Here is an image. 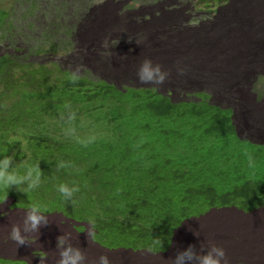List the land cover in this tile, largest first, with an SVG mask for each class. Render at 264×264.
Wrapping results in <instances>:
<instances>
[{
  "label": "clouds",
  "instance_id": "1",
  "mask_svg": "<svg viewBox=\"0 0 264 264\" xmlns=\"http://www.w3.org/2000/svg\"><path fill=\"white\" fill-rule=\"evenodd\" d=\"M94 1L88 0L86 3L90 6ZM228 1L231 7L238 5H234L233 0H196L194 9L201 10V16L205 14L208 18L213 11L221 9L217 5H227ZM237 1H250L249 5L254 8L252 14L245 20L238 23L234 21L230 27H225L218 19L222 11L233 13L227 9V5L214 17L215 22L209 20L210 24L205 28V41L209 40L207 44L212 45L214 50L209 52L199 48L202 52L198 49V61L205 78L196 87L201 89L202 85L208 87L209 91L188 92L184 100L177 102L158 93L155 87L162 85L167 75H172L170 80L174 78L177 64L186 52L184 48L181 51L175 48L176 44L181 43L180 38L166 40L151 36L148 43H159L161 48L155 52L149 48L151 51L145 55L147 60L140 68L137 70L134 65L135 60L142 56L136 54L135 50L142 48L144 40L139 37L135 39L132 31L138 27H152L146 11L154 0H120L124 4L121 11L127 18L132 15L134 22L131 25L128 23V28L127 24L122 23L119 34L107 36L108 48L103 56H99L102 50L92 48L93 55H88L77 71L57 66L58 62L62 65L57 55L66 49L61 42L48 46V41L47 45L41 47V51L45 48V52L37 53L39 57H49L48 60L52 62L30 64L31 67H45V73L42 74L44 84L23 83L22 93L18 95L12 94L13 83L17 80L14 70L23 66L11 56L2 55L13 59L15 64L7 63L1 69L5 76L0 78V121L3 122L1 118L14 110L26 113V116L24 120L17 119L19 131L8 136L0 158V204H7L8 211H19L26 215L20 227L19 224L11 226L6 217L0 214V264H235L227 261L223 248L213 245L214 240L226 237L222 229L216 226V219L209 217L213 212H221L217 218L224 215L229 237H239L247 246L238 257L246 261L237 264H247L256 258L264 261V141L258 142V136L251 138L255 140L242 138L246 135V124L234 120L236 116L243 119L239 114L242 110L228 106L230 92L225 91L227 84L236 85L239 79L250 75L248 70L253 71L260 65L257 59L264 61V27L258 30L260 35L252 30L257 27L253 22L263 21L260 18H264V0ZM253 15L260 17L255 19ZM6 16V10L5 13L0 12V23ZM190 16L191 12L186 15L188 19ZM160 23L162 19H156L155 26ZM97 26L99 24L93 28ZM161 29L154 27L152 34ZM52 32L55 34L53 29ZM229 36L226 47L214 41ZM168 42L174 47L164 52L163 48ZM239 47H251L255 62H226L227 50ZM120 48L125 53L133 51L134 57L125 54L127 66L124 67L123 79L128 83L125 85L122 82L121 87H117L104 77L111 72L107 68L114 67L118 59L115 54ZM175 51L178 52L176 57L173 56ZM171 57L175 58L165 73L159 66L160 61ZM214 58L216 60L212 68L210 63H213ZM228 64L234 69L228 68ZM130 69L138 71L137 77L141 84L137 89L130 87ZM234 72L237 75L231 81L229 76ZM60 81H64V92L67 93L63 98L57 95L62 91ZM194 86L195 83L188 82L181 87L186 90ZM221 97H226L225 107L217 104ZM118 98L134 101L132 113L130 108H118ZM45 107L51 109L52 114ZM168 114L179 116L173 120ZM152 119L159 120L166 127H174L167 136L174 138L178 134L176 142L166 150L169 158L172 159V153H176L178 164L184 163L189 167L192 162L199 169L198 179L206 181L218 173V177L221 176L229 185L213 186L196 182L191 178L194 175L191 172V177L184 179V184L193 185L197 193L192 199H186L179 192L180 181H175L173 177L166 178L161 168L139 170L137 165H125L127 168L122 170V150L129 145L139 144L140 141L135 140L148 135ZM184 137L195 140L196 145L187 144V150L183 152L172 150ZM64 146L66 153L60 151ZM40 147H48L50 151L35 155L33 152ZM79 152H82L83 162L77 165L75 156ZM199 154L204 160L199 159ZM68 163L76 169L75 173L83 169L89 171L90 180L83 192L78 193L79 186L72 183L75 174H66ZM255 174L262 176L260 182L255 180ZM55 187L60 200L73 204L82 202L85 192L97 194L99 190L115 189L117 195L121 196L117 198V205L127 208L123 211V217L133 227L150 217L164 224L166 217L169 220L177 216L182 217V222L177 227L172 224L173 221H167L166 227L161 225L159 228L162 229L160 234L164 229H169L163 252L144 251L142 254L129 247H103L95 240L94 235L97 233L92 231L90 225H81L83 221L78 220L80 223H77L61 213H49L44 201ZM218 187L221 188L220 192ZM236 195H239L238 201H235ZM202 196L207 197L209 205L204 213L200 208ZM219 199H222V204L216 206ZM51 216L58 220V226L55 229L49 226L51 241L40 248V234L48 224V219L54 218ZM192 237H196V241ZM247 238L255 241L253 249L246 243ZM187 240L189 246L185 249ZM205 241V246L201 245L197 251L195 246ZM115 252H118V257H111L110 254Z\"/></svg>",
  "mask_w": 264,
  "mask_h": 264
},
{
  "label": "rangeland",
  "instance_id": "2",
  "mask_svg": "<svg viewBox=\"0 0 264 264\" xmlns=\"http://www.w3.org/2000/svg\"><path fill=\"white\" fill-rule=\"evenodd\" d=\"M87 1L88 0H0V4L4 5L7 14L5 20L0 23V56H11L21 66H27L32 63L40 64L42 62H52V60H48L49 57H39L37 53L38 48L41 49L43 45H47L48 41L50 42L48 46L59 45L60 42L64 44V48L66 50L57 55V59L62 63V65L58 62L57 66L67 70L70 68L73 71H77L84 63L85 58L88 55H93L91 52H94V50H102L99 51V56H103L108 48V42L106 41L107 36H116L119 34V28L122 23L127 24L128 28V23L131 25L134 22V19L131 17L132 15H129L127 18L126 14L121 11V7H123L124 4L120 3V0H95L94 3L90 4V6L86 3ZM195 1L196 0H154V3H151L146 11L147 20L152 27H138V29L136 28L132 31L135 39H138L139 37L143 40H150L152 35L155 37L158 36L157 38L160 39L167 38L166 40H169L170 38L175 40V37L181 39V43L176 44L175 48L180 51L184 48L186 52L185 56L177 64L174 78L170 80L172 75H167L168 80L166 78L162 85H157V87H155L158 93L168 96L175 102L184 100L185 96L188 95V92L193 94L201 92L203 89L209 91L208 87H203L202 85L201 89L196 87L201 82L200 80L205 78L202 73V69L200 68V62L198 61L200 60V57L197 55L198 49L202 48L209 52L214 50L212 45L207 44L210 41L207 39L205 41V28L210 24L209 20L214 23V17L217 16L221 12V9L223 10L227 5V9L233 11L234 13V19L232 16L231 24L236 20V22L245 20L247 16L251 15L247 14L248 12L245 10L247 2H235L233 0L234 5L238 3L237 6L231 7V4H229L230 1H228L227 5H218L221 9L213 11V13L207 18V15L205 14L204 17L201 16V10H197V8L194 9ZM249 7L251 10H254L253 6L251 7L250 5ZM190 12L192 16L188 19L186 15ZM223 12L224 11H222L221 18H225ZM253 18H258V15H253ZM156 19H162V23L155 26ZM260 19H263V21L256 20L253 22L254 26H258L259 23H262L260 26L264 27V18ZM96 24H99V26L93 28ZM154 27H162L163 29L159 30L156 35L152 34ZM88 28L91 30L87 31ZM52 29L55 31V34L52 32ZM51 35L53 37H51ZM256 35H260V33ZM218 41L217 43L221 45L222 42ZM252 41L254 42L253 38ZM246 42H249L248 39H246ZM148 44V42L143 43L141 49ZM173 47L174 44L168 42L163 48L164 52ZM92 48H94V50H91ZM139 49L135 50L136 54ZM250 50L251 47L246 49L241 47L230 48L225 54V60L226 62L241 61L253 63L255 62L253 60L255 56ZM125 54H130L131 58L134 57L133 51L125 53L123 48H120L115 54L118 59H116L114 67H108L107 70L111 72L104 77L108 82L117 87H121L122 82H124L125 85L128 83L127 80L123 79V73L125 72L124 67L127 66V57H125ZM177 54L178 52L175 51L173 56L176 57ZM175 57L162 59L160 61L159 66L163 72L166 73L169 64ZM256 62L260 65H258L253 71L248 70L251 72L250 75L246 76V78L239 79L236 85L231 83H229V85L227 84L225 91L230 92L231 99L227 98L228 106L234 110H243L239 111V114L242 115L243 119H239L238 116L234 117L235 121H243V123L246 124V135L244 134L245 136L243 135L242 138L251 139L254 136H258V142H263L264 61L257 59ZM135 63L136 61L134 64ZM63 65H66V67ZM108 65L109 64H105V66ZM170 66L174 68L173 65ZM230 67L231 65L229 66L228 64V68ZM130 72L132 77L130 87L137 89L141 84L137 77L138 71L130 69ZM236 75L237 74L235 72L231 73L229 76L230 80L232 81ZM166 82H168V84ZM188 82L195 83V86L184 90L185 87L181 86ZM224 93L225 92L221 94ZM225 98L226 97H221L217 104L224 107ZM167 128L169 130L174 129V127ZM259 137L261 139L260 141ZM171 139V137L167 136L166 145L170 143ZM187 144L196 145V141L188 139V137H184L176 145V148L172 150H180L183 152L187 150ZM153 148H155V152L158 153V159H162L164 155L169 158L165 149L156 146H153ZM75 158L77 159V165L82 163V152L77 153ZM178 159L179 157L176 153H172V160L174 164ZM67 165H69V167H67L66 174L72 176L75 174L76 169H73V165H70L69 163ZM228 169H230V164L228 165ZM161 171L166 178L173 177L175 181H180L179 179L181 176H190V173L192 172L194 173L192 178L196 182L200 181L202 183H209L213 186L229 185V183L225 182L221 176L218 177V173H214L212 177L208 180L206 179V181L198 179L200 172L197 167H194V165L188 167L186 164L177 163L170 168L163 165V167H161ZM254 178L257 182H260L262 176L255 174ZM89 180L90 179L87 181ZM67 185L70 187L69 181H67ZM191 187L194 190V186L191 185ZM220 191L221 188L218 187V192ZM120 197V195H117L115 189L109 188L99 190L97 194L93 192H85L82 202L73 204V202L67 203L60 200L57 187H55L51 190L49 198L45 199L44 205L49 208V213H61L77 223H80L78 220L83 221L80 223L81 225H90L92 227V231L97 233V235H94L95 240H97V242L103 247H129L142 254L144 251L153 253L161 250L163 252L165 248L162 247L166 246L165 242L169 235V229H164L163 233L160 234L162 229L159 228L161 225L166 227L167 221H173L172 224H175L178 227V225L182 222V217L172 216L169 220L166 217L164 224L161 223L160 220H153V218L150 217L148 220L143 219L142 223L133 227L128 224V219L123 217V211H126L127 208L117 205V198ZM234 198L235 201H238L239 195H236ZM201 203L200 208L204 213L209 207L206 196L201 197ZM221 204L222 199H219L216 206H221ZM7 207V204H0V214L6 217V220H8L11 226H17L19 224V226L22 227V222L26 214L19 213V211H8ZM119 210L122 212H119ZM219 213L221 212L210 213L209 217L216 219V226L222 229V231L226 234V237H222V240L219 241L214 240L213 245L217 247L220 246L225 250L227 261H232L231 263L235 264L244 263L246 260H240L238 257H240L239 253H242V250L247 249V246L243 243L241 238L228 236L229 230L227 229L226 219L224 218V215H220L217 218L216 215ZM51 217L54 218H47L49 222L40 234L41 245L39 246L42 248H44L47 243L51 241V231L49 226H52L53 229L58 226V220L55 219V216ZM5 226L8 227L7 224ZM79 230L81 231V229ZM132 233L133 235H129ZM192 239L196 241V237H192ZM245 241L251 249L254 248L256 243L253 239L247 238ZM205 244L206 241L203 244H197L195 249L199 251L200 246H205ZM86 246L88 247L89 243H87ZM188 246L189 241L187 240L184 244L185 249ZM110 256L118 257V252L111 253ZM138 259L139 258L136 260ZM253 263L264 264V261L262 262L260 258H256L254 261L250 263L248 262L247 264Z\"/></svg>",
  "mask_w": 264,
  "mask_h": 264
},
{
  "label": "trees",
  "instance_id": "3",
  "mask_svg": "<svg viewBox=\"0 0 264 264\" xmlns=\"http://www.w3.org/2000/svg\"><path fill=\"white\" fill-rule=\"evenodd\" d=\"M2 11L5 13V7L3 4H0V12ZM44 52H45V48L42 49V51L40 48H38L39 54L44 53ZM0 63H4V64H0V78H1L5 76V75H2L3 71L1 72V69L5 66V64L8 63V64L13 65L15 63L13 59H9L8 57H4V56L0 58ZM17 73H19L18 76H16ZM43 73H45L44 66H32L31 67L30 65H28V66H23L21 69L18 68L17 70H14V76L17 80H15L13 83L12 94L18 95L20 94V92L22 93L21 90L24 87L21 85L23 83L24 84L36 83L38 86L43 85L44 84V81L42 80ZM60 86L62 88V91L57 93V95L63 98L64 95L67 96V93L64 92V89H65L64 81H60ZM25 96H26V93H24V97ZM116 102L118 103L119 109L123 108L125 110L126 108H130L131 113H132L134 101H130L125 98L123 99L118 98ZM48 111L50 114H52L51 109H49ZM168 115H171V114H168ZM25 116H26V113L14 110V111L8 112L7 115L1 118L4 121L3 122L0 121V158H2L3 156L5 143L8 142V139H7L8 136L10 134H13L14 131H16V133L19 131V127H17V122H18L17 119L24 120ZM178 116L179 115L173 114L171 115V119L173 118V120H175ZM168 132H169V129L162 122H160L159 120L156 121L152 119V127L148 129V135L145 137H142L141 140L139 138L136 139L135 142L140 141L139 144L133 145V146H130L128 144L129 147H125L122 150V159H123L121 161V164L123 165L122 170L127 168L125 165H128V166L137 165L139 170H144L148 168L158 169V168L163 167V165H166V167L170 168L171 166L176 165L177 162L174 164L173 160L171 158H167V156L165 155L163 156L162 159H158V153H156L155 148H153V146H156V147L167 150L168 147H170L172 144L176 142L178 138V134H176L175 137L171 139L170 143L166 145ZM66 150H67L66 146L60 149V151L64 153H66ZM49 151L50 150L48 149V147H40L39 149H36L33 153L35 155H39V154H47ZM36 157H39V156H36ZM198 157L200 160H204L202 154H199ZM181 164H184V163H181ZM190 166H193L192 162L190 163L189 167ZM118 170L119 172H121L120 167ZM89 174L90 173L88 170L83 169L81 171L76 172L75 177L71 179L73 185L79 186L80 191L78 193L83 192V190L88 187L87 180H88ZM184 179H188V176L180 177L179 183L181 184V186H180L179 192L181 193V195L185 196L186 199L187 198L192 199V197L195 196L197 192L193 190L191 186L184 184L185 183ZM200 194H201V190H200Z\"/></svg>",
  "mask_w": 264,
  "mask_h": 264
},
{
  "label": "bare ground",
  "instance_id": "4",
  "mask_svg": "<svg viewBox=\"0 0 264 264\" xmlns=\"http://www.w3.org/2000/svg\"><path fill=\"white\" fill-rule=\"evenodd\" d=\"M235 2H238L237 0H235ZM241 2V1H240ZM249 3H250V1H247V4H246V8H245V10L248 12L247 14H252V12H253V10H251L250 9V5H249ZM179 5V4H178ZM240 5V4H239ZM218 6V5H217ZM164 7V6H163ZM168 7V6H167ZM239 7V6H238ZM251 7H252V5H251ZM178 9V8H177ZM167 11V10H166ZM217 12V11H216ZM235 12V11H234ZM224 13V15H225V18H220V19H218V21L220 22V24L221 25H224L225 27H230V25H231V18H232V16H233V14L234 13H231V12H229V13H226L225 11L223 12ZM237 13V12H236ZM246 13V12H245ZM244 14V13H243ZM223 15V16H224ZM239 15H240V10H239ZM259 17V16H258ZM172 18V17H171ZM236 18V17H235ZM233 19H234V16H233ZM152 20V19H151ZM174 20V19H173ZM236 20V19H235ZM241 20V19H240ZM234 21V20H233ZM237 21V20H236ZM239 21V20H238ZM198 23V22H197ZM238 23V22H237ZM184 24V23H183ZM262 23H259L258 24V26L257 27H254V29H253V32L255 33V34H259V32H258V30H260L261 28H263L262 26H260ZM154 25V24H153ZM158 25V24H157ZM171 25V24H170ZM169 25V26H170ZM174 26V25H173ZM183 26V25H182ZM264 26V25H263ZM195 27V26H194ZM174 28V27H173ZM139 29H141V28H139ZM150 31V30H149ZM150 33V32H149ZM158 33V32H157ZM214 33H215V35L217 34V29H215L214 30ZM145 34V33H144ZM146 35V34H145ZM144 35V36H145ZM157 35V34H156ZM153 36V35H152ZM140 37H141V35H140ZM158 37V36H157ZM230 37V36H229ZM228 40H229V38L228 37H225L224 39H221V40H219V41H221L222 43H221V46H223V47H226V45H227V43H228ZM107 41V40H106ZM145 42H143V43H147L148 42V40H144ZM214 41H218V40H214ZM218 41V42H219ZM249 41V40H248ZM235 41H233V43H234ZM153 50L154 52L155 51H157V49H160L161 47H160V44L159 43H154L153 45H151V44H148V45H145L144 47H143V49H139L137 52V54H139V56H140V54L142 55L140 58H138V59H136L135 61H136V63L134 64L135 65V67L137 68V70L140 68V66H141V64H142V62L144 61V60H147V58H146V54L147 53H149L151 50ZM142 50V51H141ZM142 59H143V61H142ZM186 59V58H185ZM215 58H214V61H213V63H210V66L213 68V66H214V62H215ZM223 62H225V60H222ZM165 62V61H164ZM123 63V62H122ZM166 67V66H165ZM231 69H234V67L231 65V67H230ZM258 72V71H257ZM120 75V74H119ZM188 76V75H187ZM189 78V77H188ZM185 79V78H184ZM254 93H256V92H254ZM259 94V93H258ZM251 96V95H250ZM261 101V100H260ZM225 107V106H224ZM239 108V107H238ZM243 111V110H242ZM248 111V110H247ZM243 122V121H242ZM248 123V122H247ZM217 216V215H216ZM52 221V220H51ZM54 225V224H53ZM43 231V230H42ZM229 236V235H228ZM225 241H227V240H225ZM236 242V241H235ZM207 243V242H206ZM226 243V242H225ZM233 243V242H232ZM236 244V243H235ZM239 245V244H238ZM234 246V245H233ZM220 247V246H219ZM243 247V246H242ZM40 248H42V247H40ZM236 248V247H235ZM238 249V248H237ZM236 249V250H237ZM254 261V260H253ZM254 264V263H253Z\"/></svg>",
  "mask_w": 264,
  "mask_h": 264
}]
</instances>
